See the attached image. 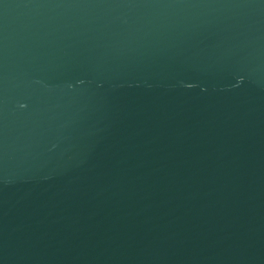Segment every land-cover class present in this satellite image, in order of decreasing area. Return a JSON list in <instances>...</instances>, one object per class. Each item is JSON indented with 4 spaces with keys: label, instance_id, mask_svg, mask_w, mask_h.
Returning <instances> with one entry per match:
<instances>
[{
    "label": "water",
    "instance_id": "water-1",
    "mask_svg": "<svg viewBox=\"0 0 264 264\" xmlns=\"http://www.w3.org/2000/svg\"><path fill=\"white\" fill-rule=\"evenodd\" d=\"M0 264H264V0H0Z\"/></svg>",
    "mask_w": 264,
    "mask_h": 264
}]
</instances>
